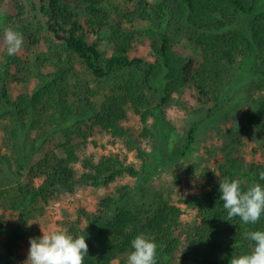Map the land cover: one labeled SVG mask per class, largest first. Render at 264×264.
<instances>
[{"label": "trees", "instance_id": "trees-1", "mask_svg": "<svg viewBox=\"0 0 264 264\" xmlns=\"http://www.w3.org/2000/svg\"><path fill=\"white\" fill-rule=\"evenodd\" d=\"M112 1L0 0V36L12 28L24 37L15 56L0 51V264L18 261L20 241L32 238L30 221L61 195L77 186L109 187L125 176L136 183L116 187L93 212L77 205L57 230L87 237L84 264H126L137 235L155 242L156 264H230L252 251L245 233L264 230V216L256 224L226 221L219 191L212 190L184 199L194 215L182 221L183 210L159 192L149 203L143 195L135 202L133 193H142L160 168L197 152L193 127L169 151L174 128L163 112L176 94L206 100L212 118L234 82L235 99L260 92L258 107L241 124L264 139V0ZM23 2L40 21L27 19ZM141 48L151 59L138 54ZM129 111L139 128L124 125ZM94 132L110 146L122 143L139 168L123 152L80 158L79 147ZM156 136L150 162L144 142ZM221 153L223 178L238 180L242 191L264 184V160L238 177L232 153Z\"/></svg>", "mask_w": 264, "mask_h": 264}, {"label": "rangeland", "instance_id": "rangeland-1", "mask_svg": "<svg viewBox=\"0 0 264 264\" xmlns=\"http://www.w3.org/2000/svg\"><path fill=\"white\" fill-rule=\"evenodd\" d=\"M120 1L122 0H113L112 2L118 3ZM23 6L30 14L27 15L28 20L32 22L40 21L39 15L35 12L33 13L25 2H23ZM1 21L0 18V24H2ZM180 47L185 48L187 53H192L186 43H183ZM5 48L3 35H1L0 51H4ZM142 48L138 51V54L151 59L148 51ZM238 88L237 81L229 87L225 97L226 101L223 102L224 106L220 109V113H217L212 118L207 116V113H209L208 109L212 107L209 102L196 100L190 92L183 93L181 96L176 94L174 101L171 105L165 107L163 112L166 122L174 128V132L168 142L169 151L170 149H176L184 139L186 132L193 127L196 128L197 152L185 161L160 168L156 174L151 176L145 186L143 185L144 191L142 193H133L137 197L135 202H141V195H143V201L149 203L151 195L154 192H159L164 198H169L173 204L183 210L182 221H189L194 215V210L183 203L184 199L189 196H204L212 190L219 191V183L225 179L219 171V166L221 164L224 165L225 162V156L221 153L223 149L226 153H232V158L236 161V166L239 168L237 170L239 172L238 177L246 173L248 166L252 163H263L264 139L262 135L258 134L256 130H251L247 123L244 124V128L247 131H243L241 124L248 118L245 113H250L251 110L258 107L261 93L253 92V96L247 98L246 92H242L241 98L235 99L234 94ZM232 97H234V100ZM262 123H264V118ZM124 125L139 128V117L129 111ZM156 131L154 123V135H157ZM2 136L0 128V143H2ZM106 140L105 135L94 132L88 139L87 144L79 147V157H92L96 161L102 155L111 152L126 153L122 143L110 146L106 144ZM158 141L159 137L156 136V138L152 137L148 142H144V149L152 155L149 159L150 162L153 161L157 154ZM93 142L96 144H93ZM73 143L80 142L75 140ZM48 146L51 145L48 144ZM126 156L127 163L139 168L140 163L132 152L126 153ZM75 170L77 177H79L82 172L79 163L75 165ZM242 181L245 180L242 179ZM135 183L132 178L125 176L109 187L90 188L77 186L73 195H61L59 199L46 208L43 217L30 221L31 237L41 236L42 231L47 233L48 231L59 230L60 224L64 220L74 217V208L77 205H81L86 211L93 212L97 208L99 201L109 196L116 187L126 184L134 185ZM8 214L10 215V212ZM19 244V258L14 264H24L28 256L29 239L25 237ZM174 264H180V262L176 260Z\"/></svg>", "mask_w": 264, "mask_h": 264}, {"label": "clouds", "instance_id": "clouds-1", "mask_svg": "<svg viewBox=\"0 0 264 264\" xmlns=\"http://www.w3.org/2000/svg\"><path fill=\"white\" fill-rule=\"evenodd\" d=\"M6 54L15 56L24 43L19 31L6 28L3 34ZM264 181V171L259 173ZM219 201L226 212V221L239 218L244 224H256L264 216V184L254 182L242 191L238 180L227 179L219 183ZM252 242V251L232 257L230 264H264V230L245 233ZM87 237L73 236L66 231H42L39 237L30 238L28 256L24 264H84L88 256ZM126 264H156V244L144 235L131 242Z\"/></svg>", "mask_w": 264, "mask_h": 264}]
</instances>
